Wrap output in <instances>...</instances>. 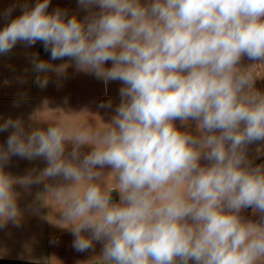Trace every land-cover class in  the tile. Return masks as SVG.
Instances as JSON below:
<instances>
[{"label":"clouds","instance_id":"obj_1","mask_svg":"<svg viewBox=\"0 0 264 264\" xmlns=\"http://www.w3.org/2000/svg\"><path fill=\"white\" fill-rule=\"evenodd\" d=\"M50 4L0 13V55L41 42L50 60L29 56L40 89L50 73L61 87L74 68L105 92L120 82L119 103L107 122L45 104L27 123H0L11 130L0 145V228L22 223L16 186L42 184L29 208H50L75 251L101 244L94 264H264V164L249 156L264 144L254 70L264 67V0H77L83 18ZM45 106L99 123L38 118ZM14 156L46 166L14 177L4 170Z\"/></svg>","mask_w":264,"mask_h":264},{"label":"crops","instance_id":"obj_2","mask_svg":"<svg viewBox=\"0 0 264 264\" xmlns=\"http://www.w3.org/2000/svg\"><path fill=\"white\" fill-rule=\"evenodd\" d=\"M24 2L25 0H0V13L14 4ZM27 2L34 5L35 0H27ZM56 7L66 8L70 14H78L80 18L86 14L78 8L77 0H51L49 12ZM20 14L21 10L17 6L11 18ZM4 23L5 21L0 19V28ZM31 53H37L41 59L50 60V54L44 51L41 42L27 48L23 44H17L8 55H0V123L9 117L22 118L27 123L30 115L42 111L45 104L49 109L60 108L66 112L71 110L79 113L87 110L89 113L98 114L105 122L110 120L115 106L119 103L120 82H110L105 92L104 84L94 76L76 73L74 68H69L68 78L61 81V87L57 88V78L55 74L50 73V83L46 88L40 89L34 83L36 73L32 71L29 59ZM51 62L60 64L65 61ZM242 63L247 67L254 62L244 58ZM254 70L257 75L264 76V67ZM21 80L25 82L21 83ZM255 87L264 92V77L256 79ZM65 98L67 103L64 102ZM108 100L112 101L113 109L97 107L100 102ZM47 107L45 106L46 110L43 113L37 114L38 118L55 119L57 116H63L62 112H52L47 110ZM89 113L85 112L72 118L63 116V118L73 124H84L89 119L99 123V118L91 117ZM10 133L11 130L0 133V145L6 144ZM257 147H260L261 152L264 153V144L252 145L249 156L256 164H264V154L257 157ZM45 166L46 163L42 159L28 161L14 156L4 170L14 177H23L31 169H42ZM16 190L21 193L18 203L24 211V216L19 227L9 223L6 227L0 228V264H94L92 258L101 254V244L95 245V251L77 252L72 247V234L47 219L51 213L50 208L39 205L37 211L29 208V205L37 200V193L43 191L42 184L31 186L29 191H25L20 186H16ZM114 198L118 199L115 194ZM242 214L247 219H257L250 208Z\"/></svg>","mask_w":264,"mask_h":264}]
</instances>
